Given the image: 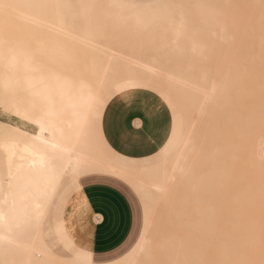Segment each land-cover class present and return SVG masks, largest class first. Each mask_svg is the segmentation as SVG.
<instances>
[{"label": "bare ground", "instance_id": "obj_1", "mask_svg": "<svg viewBox=\"0 0 264 264\" xmlns=\"http://www.w3.org/2000/svg\"><path fill=\"white\" fill-rule=\"evenodd\" d=\"M4 2L19 7L8 13L7 27L13 37L11 51L0 50V105L7 102L11 109L22 112L35 109L32 113L36 121L9 113L32 131L0 121V140L5 135L16 138L11 153L0 148V210L8 216L6 221H0V236L11 234L14 238L11 245L0 243V264H47L51 260L93 264L87 248L68 257L57 255L42 232L59 183L63 179L76 182L90 174L110 175L125 182L143 206L144 224L135 246L108 264H260L264 259V129L257 138L249 139L259 129L251 130L243 119L254 117L247 118V112H241L244 116L239 119V113L233 114L240 104L234 102L239 99H235L242 88L239 85L244 84L248 73L252 77L250 70L258 71L253 67H245L247 71L234 67L236 73L245 71L243 77L248 72L244 79L233 67L225 66L227 74L223 76L222 65L219 69L211 67L217 69L213 73L209 68L191 66L197 49L217 48L219 42L234 38L222 20L220 0H157L145 4L121 0ZM228 23L235 21L230 19ZM197 28L211 31L214 41L195 42L193 34ZM258 46L262 44L258 42ZM42 54L63 55L72 60L68 69L75 82L57 77L49 71L51 67L43 69L39 62ZM229 55L233 56L230 52ZM210 60L205 57L199 62ZM231 69L234 72L228 73ZM236 77L239 91L235 88ZM263 78L258 81L254 77L253 82L245 83L250 89L264 90ZM256 81L263 83L256 87ZM16 86L24 93L21 99L13 94ZM133 89L156 94L172 112L171 132L158 152L161 159L155 167L134 168L104 159L93 138L80 136L84 117L95 114V97L105 90L120 94ZM250 89L252 95L254 89ZM240 92L238 97L245 94ZM244 103L250 104L248 100ZM198 105L202 108H196V112L204 113L201 118L206 126L198 119V113L197 121L191 122V112ZM259 105L253 111L257 119L264 115V105ZM0 111L4 112L2 107ZM198 120L203 124L197 128ZM239 120L252 131H245V141L237 131ZM201 127H206L204 133ZM200 134L203 141L208 138L206 145ZM240 150L244 159L238 155ZM238 156L246 166L237 168L239 172L233 171L240 164V159L235 162ZM49 158H54L61 170L54 188L42 164ZM9 169L13 176L11 188L5 183ZM243 176L248 179L243 180ZM167 186H172V190ZM168 191L173 193L169 195ZM161 200L164 208L159 206L169 211L168 215L163 212L160 219L153 214V207ZM83 205L77 202L75 206ZM38 212L42 213L39 225L35 226L34 220L29 227L26 217ZM72 241L67 239L63 249L67 250Z\"/></svg>", "mask_w": 264, "mask_h": 264}, {"label": "crops", "instance_id": "obj_2", "mask_svg": "<svg viewBox=\"0 0 264 264\" xmlns=\"http://www.w3.org/2000/svg\"><path fill=\"white\" fill-rule=\"evenodd\" d=\"M121 1L145 4L157 0ZM171 128L172 116L168 107L156 94L143 89L111 96L98 120V135L103 146L113 156L125 161H142L156 155L166 144ZM64 181L59 183L47 214L64 190ZM71 182L75 194L69 199L63 218L80 241L70 237L73 240L70 250L62 248L55 253L68 257L87 248L93 264H108L122 258L135 246L142 231L141 228L132 244L134 213L121 186L127 184L105 174L84 175ZM77 202L84 204L82 208L75 206ZM51 249L54 251V248Z\"/></svg>", "mask_w": 264, "mask_h": 264}, {"label": "rangeland", "instance_id": "obj_3", "mask_svg": "<svg viewBox=\"0 0 264 264\" xmlns=\"http://www.w3.org/2000/svg\"><path fill=\"white\" fill-rule=\"evenodd\" d=\"M217 1H219V0H217ZM220 2L222 3L221 4L222 5V20H224V24H226L228 26V28L230 29V33L233 35L234 38L231 39L230 42H223V44H222V42H219V45L220 46L217 47V48H211V47L207 46V47H202V48L197 49L196 51L198 52V54L193 55V58H192V62L193 63L191 64V66L197 67V68L198 67L199 68H202V67L203 68H209L210 69L209 71H211L213 73V71H217V69H219L221 67V65H222V67L224 66V68H225V69L221 70V72H223V76H225L227 74V72H226V74L224 73L225 71H227L226 70V67L227 66H228V68H231V67H233V68L236 67L237 69H238V67H241V69L244 68L242 70H245L246 69L245 67H248L247 70L252 69V67H253V68H256L258 72H256V70H253V69L250 70L249 72L252 71V73H253V74H251L252 77L253 78L255 77L259 81L261 78L264 77V72H263L264 71V19H262L261 13H260V9L258 7H256V8H247V7H237V6L238 5H259L260 4V0H220ZM232 12L234 14H232ZM230 19L234 20L235 23H233V24L228 23V21ZM212 35L213 34H212L211 31H208L207 29H203V28H197L196 29V32H194V34H193L194 41L197 42V43H200L203 40L208 41V42L214 41V39L212 38ZM201 38H203V39H201ZM258 42L262 44L261 47L258 46ZM35 50L36 49L33 48V51H35ZM220 51H221V53H220ZM205 52H206V54H205ZM229 52L232 53L233 56L229 55ZM234 52H235V54L238 52L237 55L233 54ZM256 52H258V53L256 54ZM259 52L261 54H259ZM203 54H205V55H203ZM205 57L207 59H211V60L208 63H206V62L205 63L199 62L200 60L204 59ZM230 59H231L232 62L228 61ZM239 60H240V63H237V61H239ZM71 61H69V59L68 58H65L63 55H59V56H54V55L51 56V55H48V56H45V55L42 54L39 62H40V64H41V66H42L43 69H46V68H50L51 67V68H57V69H62L64 71H66V70H69L68 69V66L70 67V65L72 64ZM217 62L219 64H217ZM228 62H230V63H228ZM211 67L212 68H217V69L213 70ZM236 68H234V70ZM232 69L228 73H230L231 71L234 72V70H232ZM237 69L235 70V73H236ZM260 69H261V71H260ZM247 70H245V71H247ZM259 71H260V73L263 76H261V74L259 73ZM244 72H242V73H244ZM242 73L240 71V73L238 72L236 74L237 75L239 74V76H242L243 75ZM247 73L248 72H246L245 75H244V77L242 76L241 78H244L245 79ZM254 73L257 74V75H255ZM248 74L249 75L246 77V80L247 81L250 80V78H252L250 76V73H248ZM220 75H222V74H220ZM229 75L231 77L232 75H235V74H232V75L229 74ZM219 77H221V76H219ZM237 77L234 78V80L236 79V82H237V86L235 87L236 88V91H239L238 90V87L240 86V87H242L240 89L241 92L239 91L240 92V95L241 94H244V93L246 95L244 94V95H241L240 97H238L239 92L236 93L237 94V97H235V99H237V98H239V99H237V101L234 100V102H237V105H238V102L240 104L238 105V107L236 108V110L234 109L233 114L236 115L237 113H239V116L237 118H239V119L242 118L243 119L244 114L242 116L241 112L242 113L243 112L244 113L247 112V113H245V115L246 114L249 115V116H247V118L250 117V116L255 118V116H253L254 114L256 115V113H254L255 112L254 111L255 110V108H254L255 105L261 104V106L259 105L260 108L262 107V105H264V104H262V103H264V99H263L264 98V90H262L263 89L262 87L258 86V84L260 83V82L258 83V81H256V83H254V84L256 85V87L258 86V87L261 88V89L259 88V90H257L255 87H253L254 91H253V89H250V87H249L250 85H246L247 83H245L246 80L244 82V79H242V81L244 82V84L246 86L243 83H241L238 86V83H240V82H239V80L237 81ZM222 78H220V79L222 80ZM253 78L250 81H248V84H250L251 82L254 81ZM238 79H240V77H238ZM223 80H224V78H223ZM262 83L263 82H261L260 84H262ZM242 84H243V86H242ZM252 85H253V83L251 84V86ZM244 86H245V88L249 87L248 88V91H246L247 89L245 90ZM261 86L264 87V84H262ZM249 89L253 91V92H251V93H253L252 95L255 94L256 96L255 95L252 96L250 94V92H249ZM243 90H244V92H243ZM13 94H14V96H16L19 99L23 98V96H24V93L17 86L14 87ZM113 95H115V94L112 91H109V90H105L102 93H100V96L103 97V101L104 102H103V104L99 108V114L96 115V113H95L93 115V116H95V118L97 120V125H98V120H99L100 113H101V111H102L105 103ZM249 95H251L250 100L248 99L249 98L248 97ZM244 96H246V98L247 97L248 98L246 99ZM255 97L257 99H255ZM245 99H246V101H245ZM259 99L260 100L263 99L262 100L263 102L261 101L260 103H258L260 101ZM247 100H248V102H250V104L249 103H247V104L244 103V102H247ZM254 100H256L258 104L256 103V101L255 102H252ZM251 102H252V104H251ZM241 104L244 105V106L242 107ZM259 106H256V107L259 108ZM199 107L202 108L201 105L200 106L198 105V107H194V108L196 109V108H199ZM194 108H193V110H195ZM240 108L243 109V110L244 109H246V110L239 111L238 109H240ZM262 109H264V107H262ZM193 110L191 112L190 117H191V122L193 121L195 123L197 121L196 118H197V113L199 111L196 109L193 112ZM251 110H252V112L253 111L254 112L251 113L250 112ZM257 110L258 109H256V111ZM35 111H36L35 109H32V112H35ZM196 111H198V112H196ZM205 111H206V109H205ZM258 112H260V109H259ZM262 112L264 113V111H261V113ZM170 113L172 114L171 111H170ZM261 113H259L258 115H261ZM202 114H204V113H201V114L198 115V117L200 116L198 118L199 120H200ZM258 115H257V117H258ZM262 116L263 117L260 116L259 119H257V118H255V119L254 118H248V121L245 120L246 117L244 116V119H243L244 122H243V120H239L238 121V122H240V129L237 128V131L239 130V132L242 133V136L240 138L241 140L245 141L244 139L248 137V136L245 135V131L246 132H249V133L250 132L252 133V131H249L250 128L248 126H250L251 128H253L251 130H254L255 128L256 129H259L257 131H253V133L255 132L256 135L252 136L253 134H250L249 139H250V137H251V139H255L253 137H256V136L260 135V133L261 134L263 133L264 124L262 125L261 123L264 122V115H262ZM201 119L203 120L204 118H201ZM250 119H253V121L251 120L252 122H250ZM172 120H173V118H172ZM199 120H198L199 123H196L197 124L196 125L197 128H198V126H200V123H202ZM236 120H238V119H235V121ZM257 120H260V122L257 121ZM0 121L1 122H4V123H7V124H10V125L19 126V127L23 128V129H26L28 131H32V129H31L30 126H28L26 124H23L20 120H18L17 118L11 116L9 113L0 112ZM203 122H204V126H206L205 125V120H203ZM242 122L243 123L246 122V125H248V126H246L245 124H242ZM253 122H255L256 124H251ZM194 123H193V126H195ZM243 125H245V126H243ZM253 125H254V127H253ZM257 125H259L258 128L256 127ZM234 126H237L236 122H235V125ZM244 127H246L247 129L245 128V130H243ZM205 128L206 127H203L202 128L203 129V133L205 132L204 131ZM207 131H208V128H207ZM201 133H202V131H201ZM200 136H201V138H200L201 141H203V139H202L203 138V134H200ZM204 138H205V136H204ZM235 138H237V137H235ZM93 139H94V142H95V145H96V148H97L99 154L102 157H104V159L111 160V161H113V162H115L117 164L128 165V166H131V167H134V168H143V167H149L150 168V167H155L156 165H158L160 163L161 157H160V154L159 153H157L156 155H154L153 157H151L149 159L142 160V161H125V160H121V159L113 156L111 153H109V151L103 146V144H102V142H101V140L99 138V135H97ZM204 140H205V141H203L204 144L203 143L202 144L203 145H206L205 142H207L208 138L207 139H204ZM204 148H205V146H204ZM239 154H241L242 159H244V155H242L243 152L241 150L239 151L238 155ZM241 157L238 156V158L236 159L235 162H237ZM243 161L244 160H242V162ZM239 163H238L239 165L236 163L238 166L235 164V166H237V167H234L233 171L236 170V171L239 172V170H237V168L239 169L241 167H243V168L246 167V166H244V164L242 165L241 159L239 160ZM244 176L248 177L247 175H244ZM244 176L242 177V178H244L243 180H247L248 178H245ZM249 177L250 178H253L252 176H249ZM121 186L126 191L127 196L129 197V200H130L131 205H132V208H133V213H134V227L133 228L134 229H133V235H132L133 238L131 239L132 240V244H133V242L137 238V235L141 231V228H142V220H143V224H144V219H143L144 218L143 217V206H142V203H141L140 199L137 197V195L127 185L123 184ZM167 187L169 188V191L172 190L171 189L172 186L171 187L167 186ZM169 191H168V194L171 195V193H173V191L172 192H169ZM74 194H75V188H74L73 183L69 179H65V181H64V190L57 197L54 206L52 207V209L50 210V212L46 215V217L44 219V222H43L42 232H43L44 239H45L46 243L51 248H54V252H57V253L60 250H62V248H63L62 245L65 243V241L67 240V238H70L71 237V238H74L78 242L80 241L79 238H78V236L71 232V229H70L69 224L63 218L64 209H65L67 203L69 202V199L71 197L72 198L74 197ZM170 200L171 199H169V202H170ZM163 201H164V199H163ZM157 202L159 203L160 202V199H158ZM157 202H156V204H157V207L158 208L157 207L156 208L160 212H157L158 210L153 207V210L157 212V213L156 212H153V214L154 215L156 214L157 217H159V216L161 217V214L163 216V212L165 213V215H168L166 213V211H169V209L168 208H165L163 210L161 208V206H159V205H162V207L164 208V206H163L164 203L162 202V200H161V203L160 204H158ZM167 203H168V200H167ZM71 208H72V211H73V205H72V203H71ZM71 214H73V212ZM71 217H73V216L71 215ZM221 225L222 224L218 223V226H221ZM68 250H70V248ZM64 254H66V253H64Z\"/></svg>", "mask_w": 264, "mask_h": 264}, {"label": "snow or ice", "instance_id": "obj_4", "mask_svg": "<svg viewBox=\"0 0 264 264\" xmlns=\"http://www.w3.org/2000/svg\"><path fill=\"white\" fill-rule=\"evenodd\" d=\"M19 7L18 5L12 3H6L4 0H0V50L8 49L11 51V47L13 44V37L11 36L10 32L8 31V13L9 10ZM237 7H247V8H256L260 9L261 17L264 19V0H260L259 5H238ZM53 74L57 77L63 76L65 79L69 80L70 82H75L74 77L72 76V70H66L65 72H57L55 68L49 69ZM95 113L96 115L99 114V108L103 104V97L98 96L95 97ZM3 108L5 113H11L16 116H21L24 119H30L36 121V116L32 112H22L19 108L11 109L7 102L3 105H0ZM169 107L172 108L171 102H169ZM174 111V109H173ZM91 113V110H90ZM41 131H43V125L41 124ZM99 129L97 125V120L95 116L89 114L84 117L82 121V125L80 128V136L83 138H95L98 135ZM16 145V138L10 135H5V137L0 140V148L4 151L11 153L13 148ZM44 165V172L49 178L50 185L54 188L58 179L61 176V170L55 164L54 158H49L42 161ZM12 173L9 169L8 178L5 180V183L8 184L9 188L12 187ZM42 213H37L35 216L29 214L26 217L25 223L29 226H33V221L35 220V226L39 225L40 218ZM8 219L7 213L0 210V221H6ZM0 243L4 244L5 246L11 245L14 243V238L11 234H5L0 236ZM261 251L264 254V237L261 239ZM47 264H64L63 261H56L51 260L48 261ZM245 264H250V262H245ZM260 264H264V259L260 261Z\"/></svg>", "mask_w": 264, "mask_h": 264}]
</instances>
